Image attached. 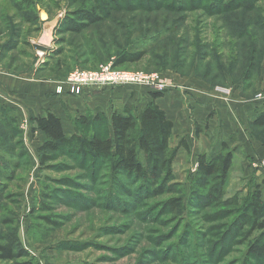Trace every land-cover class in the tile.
I'll return each mask as SVG.
<instances>
[{
	"label": "rangeland",
	"instance_id": "1",
	"mask_svg": "<svg viewBox=\"0 0 264 264\" xmlns=\"http://www.w3.org/2000/svg\"><path fill=\"white\" fill-rule=\"evenodd\" d=\"M109 2L112 8H105ZM96 4L104 10L101 21L85 20L79 31L62 22L70 18L79 24L83 20L77 15ZM190 5L188 0H0V70L18 79L62 84L76 69L100 71L105 66L108 71L157 75L164 89L139 84L150 91L164 92L179 76L199 79L224 93L240 87L241 96L258 99L256 94L261 93L264 100L260 82L264 78L243 92L241 87L246 73L248 81L255 78L251 64L264 63V0H255L252 9L212 14L203 5ZM50 21L54 25L45 39ZM229 29L240 32V37ZM142 47L147 52L140 61L116 64L126 51ZM233 49L242 62L222 84L217 79L218 63L227 68ZM55 93L60 94L56 87ZM109 103L122 104L113 98ZM22 124L26 133L29 126L26 121ZM254 129L264 139L262 127ZM250 134L255 136L252 130ZM179 137H171L172 147L180 143ZM262 159L252 161L260 174L244 176L245 164L236 156L224 195L245 203L258 185L264 204ZM32 161L14 166L0 157L6 173H0V230L16 232L32 264H264L263 259L248 257L246 237L233 233L230 226L237 217L230 214L231 206L222 211L212 202L196 204L191 198L195 170L189 151L177 152L172 164L180 188L152 196L131 178L112 177L106 163L58 152L49 154L39 169L37 157ZM45 193L50 198L43 197ZM173 195H182L179 218L167 208V198Z\"/></svg>",
	"mask_w": 264,
	"mask_h": 264
},
{
	"label": "trees",
	"instance_id": "2",
	"mask_svg": "<svg viewBox=\"0 0 264 264\" xmlns=\"http://www.w3.org/2000/svg\"><path fill=\"white\" fill-rule=\"evenodd\" d=\"M112 1L116 2L117 0ZM174 1L172 0V2ZM188 1L191 3L189 7L194 8L203 5L202 7L209 14L224 12L225 10L252 9L255 2V0ZM193 1L196 3L192 4ZM105 4V8H112V2ZM103 11L96 4V7L90 11L84 12L83 15H77L80 16V20H83L79 24L75 22L77 25H74L70 18H64L62 22L68 21L66 28L76 27L74 31H79L85 20L90 23L101 21L103 17L100 14L104 15ZM59 22L61 19L57 23ZM120 22V26L124 27L125 23ZM142 22L140 20V23ZM231 32L237 37L241 35L240 32L233 30ZM228 34L232 36L230 33ZM161 36L159 35L158 38L160 39ZM146 52L144 47L134 49V51H126L122 54L124 55L122 58H117L116 64L136 63L141 60ZM231 52V62L227 68L222 63H218L217 79L222 84L227 82V76L232 77L233 68L237 62H242L236 49ZM205 56L204 53L201 58H205ZM251 66L253 68L251 72L256 73L255 78L257 77V79L248 81V73L243 75L242 92L246 87L255 85L260 78H264L263 60L258 64L253 62ZM149 94L150 100L140 109L134 105L112 103L108 113L102 110H87L82 115H70L69 118L73 126L71 134L64 132L60 118L51 111H47L44 116H31L30 120L35 124L34 129L39 130L42 138L41 144L36 149L38 169L49 159V154L64 153L73 158L91 159L95 164L106 163L112 177L124 175L131 178L143 186L141 187L142 191L150 193L151 196L175 192V189L180 187L175 180L172 168L178 148V146L172 147L170 145L173 122L155 102L156 98L163 95V91L151 90ZM1 123L0 157H7L9 164L14 166L19 163L30 165L32 162L24 147L23 136L16 119L4 114ZM249 124L256 137L253 136L264 144V139L254 129V127L259 126L264 130V111L259 112ZM85 130L86 132H84ZM212 143L213 145L208 152L197 155L191 198L196 201V204L203 201L212 202L222 211L231 206L230 214L237 217L230 226L231 229H235L233 233H237V236L246 237L248 257L264 260V204L259 187L257 185L256 188L258 189L245 203L233 201V198L226 197L224 195L225 188L233 166L234 152L225 141L220 140L217 136ZM178 145L187 148V144L182 141ZM0 173L6 175L2 168H0ZM262 183L264 184V180ZM202 191H206V195ZM180 192L182 191L180 190ZM49 196L50 193L43 195L46 198H50ZM39 204L41 205L40 209L45 208L43 199ZM182 207V195H173L167 198V208L176 218H179ZM226 213L227 211L222 212V214ZM44 219L50 221L48 217H44ZM26 254L14 230H0V264H32L29 259L25 258Z\"/></svg>",
	"mask_w": 264,
	"mask_h": 264
},
{
	"label": "crops",
	"instance_id": "3",
	"mask_svg": "<svg viewBox=\"0 0 264 264\" xmlns=\"http://www.w3.org/2000/svg\"><path fill=\"white\" fill-rule=\"evenodd\" d=\"M189 78L173 77L172 85L155 99L173 122L172 136L178 134L180 141L187 144V149L177 145V152L182 149L191 152L195 170L196 155L208 152L217 136L234 152V160L238 156L243 161L246 167L244 176L248 172L260 174L262 170L256 169L252 161L264 158V144L250 134L249 123L264 110V100H260L262 97H243L240 87L232 93L220 92L199 79ZM60 81L18 79L0 70V125L4 114L16 119L31 160H36V149L42 142L39 130L34 129L35 124L30 120L31 116H44L47 111H51L60 118L64 132L71 134L73 126L70 115H82L87 110L108 113L110 98L138 109L150 100V89L145 85L128 83L118 85L114 90L106 85L87 84L82 86L81 93L77 95L65 92L56 94L55 87ZM260 82L263 88L264 80ZM25 121L29 126L26 133L22 124ZM28 137L31 142L27 140ZM261 190L264 191V185Z\"/></svg>",
	"mask_w": 264,
	"mask_h": 264
},
{
	"label": "built area",
	"instance_id": "4",
	"mask_svg": "<svg viewBox=\"0 0 264 264\" xmlns=\"http://www.w3.org/2000/svg\"><path fill=\"white\" fill-rule=\"evenodd\" d=\"M128 83L148 84L157 90L165 88V83L159 80V77L155 74L148 75L132 71H108L105 66H102L100 71L74 70L62 84L56 86V92L77 95L81 93L82 86L87 84L122 85ZM256 97L261 98V93H257ZM260 164L264 169V159L260 161Z\"/></svg>",
	"mask_w": 264,
	"mask_h": 264
},
{
	"label": "bare ground",
	"instance_id": "5",
	"mask_svg": "<svg viewBox=\"0 0 264 264\" xmlns=\"http://www.w3.org/2000/svg\"><path fill=\"white\" fill-rule=\"evenodd\" d=\"M42 17H44V13H41ZM52 24L54 25V21H50L47 23V29H46V32H45V39H49L50 37V31H51V26Z\"/></svg>",
	"mask_w": 264,
	"mask_h": 264
}]
</instances>
